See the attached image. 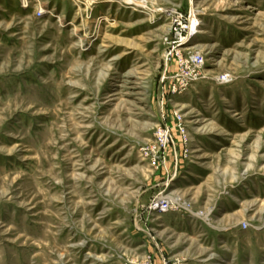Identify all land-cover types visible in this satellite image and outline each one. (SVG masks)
I'll use <instances>...</instances> for the list:
<instances>
[{
    "label": "rangeland",
    "instance_id": "rangeland-1",
    "mask_svg": "<svg viewBox=\"0 0 264 264\" xmlns=\"http://www.w3.org/2000/svg\"><path fill=\"white\" fill-rule=\"evenodd\" d=\"M193 2L0 0V264H264V0Z\"/></svg>",
    "mask_w": 264,
    "mask_h": 264
},
{
    "label": "built area",
    "instance_id": "built-area-1",
    "mask_svg": "<svg viewBox=\"0 0 264 264\" xmlns=\"http://www.w3.org/2000/svg\"><path fill=\"white\" fill-rule=\"evenodd\" d=\"M41 16L44 15V12H39ZM167 13H171L172 18L174 19L173 25L176 28L175 30V37H177L179 44L175 47H182V43L189 40V37L192 35V30L194 29V20H192L189 26H183L184 24V17L177 12V10H171V12L167 11ZM196 29V27H195ZM188 36V37H187ZM185 37V38H183ZM180 63L179 68L175 72L174 76L172 77L173 84L171 85V90L175 94H181L189 89V87L196 81L200 80L203 77V69L205 67V57L202 53H192L189 57L183 56L180 52ZM180 128H182V121H180ZM183 129V128H182ZM170 132V129L166 127L165 129H161L160 134V141L162 142L161 136L165 134V137ZM165 142L169 143L170 138L165 139ZM173 143V140H172ZM152 210L159 211L161 214H167L172 211V202L167 198H160L153 202Z\"/></svg>",
    "mask_w": 264,
    "mask_h": 264
},
{
    "label": "bare ground",
    "instance_id": "bare-ground-1",
    "mask_svg": "<svg viewBox=\"0 0 264 264\" xmlns=\"http://www.w3.org/2000/svg\"><path fill=\"white\" fill-rule=\"evenodd\" d=\"M91 1H93V2H95L96 0H91ZM108 1H114V0H108ZM127 1H129V2H135L136 4L138 3V4H144L145 3V1H149V0H140V1H143V2H140V1H138V0H127ZM151 1V0H150ZM153 1V0H152ZM156 1V0H155ZM193 1H195V0H191V2H193ZM23 2H25V3H28V0H23ZM194 3V2H193ZM145 5V4H144ZM139 6V5H138ZM198 16L199 15H195L194 14V16H193V20H194V26L196 27V29H195V27H194V29L192 30V35L191 36H193V35H195V34H204V32H202V31H200V30H198V28H199V25H200V20H199V18H198ZM200 29V28H199ZM199 48V45H197V46H192V47H190V48H188V49H185L186 51H196L197 49Z\"/></svg>",
    "mask_w": 264,
    "mask_h": 264
}]
</instances>
